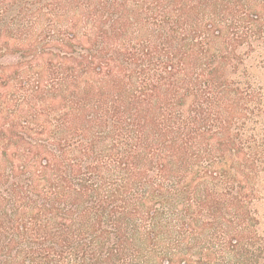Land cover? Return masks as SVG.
I'll use <instances>...</instances> for the list:
<instances>
[{"label":"trees","instance_id":"1","mask_svg":"<svg viewBox=\"0 0 264 264\" xmlns=\"http://www.w3.org/2000/svg\"><path fill=\"white\" fill-rule=\"evenodd\" d=\"M264 0H0V264H264Z\"/></svg>","mask_w":264,"mask_h":264},{"label":"rangeland","instance_id":"2","mask_svg":"<svg viewBox=\"0 0 264 264\" xmlns=\"http://www.w3.org/2000/svg\"><path fill=\"white\" fill-rule=\"evenodd\" d=\"M257 75H259V76H257V77H259V80H260L262 83H264V74H260V73H258Z\"/></svg>","mask_w":264,"mask_h":264}]
</instances>
